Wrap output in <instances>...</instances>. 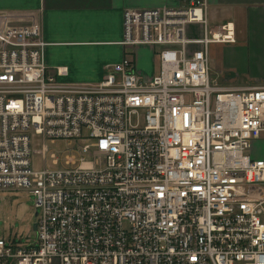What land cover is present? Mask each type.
Instances as JSON below:
<instances>
[{"label":"built area","instance_id":"2783aa9c","mask_svg":"<svg viewBox=\"0 0 264 264\" xmlns=\"http://www.w3.org/2000/svg\"><path fill=\"white\" fill-rule=\"evenodd\" d=\"M207 7L126 8L124 57L96 83L48 66L33 16L0 25V189L33 195L36 216L34 240L0 237V264H264V86L211 79L209 45L234 34ZM139 45L157 47L149 80ZM80 138L61 168H33L48 140Z\"/></svg>","mask_w":264,"mask_h":264},{"label":"crops","instance_id":"0c3cea01","mask_svg":"<svg viewBox=\"0 0 264 264\" xmlns=\"http://www.w3.org/2000/svg\"><path fill=\"white\" fill-rule=\"evenodd\" d=\"M179 0H0V25L33 16L46 41V62L55 70L67 67L62 80L71 83H96L106 66L124 57V10L178 6ZM207 23L213 32L228 25L233 41L209 45V74L224 90L264 86V0H208ZM17 22V21H16ZM190 35L199 37L200 25H190ZM194 31V33H192ZM157 47L139 45L134 62L144 79L159 70ZM264 133V132H263ZM263 136V135H262ZM264 142L255 139L250 149L253 158L264 160L259 151Z\"/></svg>","mask_w":264,"mask_h":264},{"label":"rangeland","instance_id":"374dc122","mask_svg":"<svg viewBox=\"0 0 264 264\" xmlns=\"http://www.w3.org/2000/svg\"><path fill=\"white\" fill-rule=\"evenodd\" d=\"M19 24L13 21L12 24ZM157 67L159 65L156 59ZM211 66V60H209ZM83 132L88 134L87 129ZM263 135V136H262ZM261 135V140L264 142V133ZM32 148L39 150L43 146L42 137L38 134L31 133ZM91 139H57L56 141H47V152L45 156L39 153L32 154L31 160L33 168L40 170L44 163L48 168H61L65 165L66 158L73 154L78 157V144L83 145L89 143ZM264 151V145L258 149ZM52 154L58 158V163L54 164ZM92 160V157H88ZM36 221L34 211V197L25 190H2L0 189V237H16L34 240L36 238V230L34 224Z\"/></svg>","mask_w":264,"mask_h":264},{"label":"water","instance_id":"95a60500","mask_svg":"<svg viewBox=\"0 0 264 264\" xmlns=\"http://www.w3.org/2000/svg\"><path fill=\"white\" fill-rule=\"evenodd\" d=\"M34 229L36 230V224H34Z\"/></svg>","mask_w":264,"mask_h":264}]
</instances>
